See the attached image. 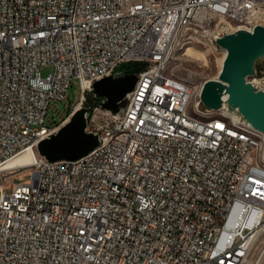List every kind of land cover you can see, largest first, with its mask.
<instances>
[{
  "label": "built area",
  "instance_id": "2783aa9c",
  "mask_svg": "<svg viewBox=\"0 0 264 264\" xmlns=\"http://www.w3.org/2000/svg\"><path fill=\"white\" fill-rule=\"evenodd\" d=\"M250 8H260L254 25ZM212 18L221 19L218 30H209ZM231 19L249 31L264 25V0H0V264H245L259 243L253 264H260L264 183L256 181L254 144L221 122L184 119L185 96L197 98V110L248 123L225 102L204 107L203 83L186 94L166 74L188 47L233 33ZM126 63L142 66L127 93L134 101L122 113L103 109L92 84ZM250 79L264 91V64ZM73 81L79 102L94 96L86 130L99 144L77 159L50 161L36 147L61 124L44 119ZM98 111L107 120L92 127ZM32 147L30 167H4ZM24 172L30 179L6 195L2 182ZM241 184L246 203L235 213L246 221L261 209V226L246 234L225 214ZM218 231L226 238L215 240Z\"/></svg>",
  "mask_w": 264,
  "mask_h": 264
},
{
  "label": "water",
  "instance_id": "95a60500",
  "mask_svg": "<svg viewBox=\"0 0 264 264\" xmlns=\"http://www.w3.org/2000/svg\"><path fill=\"white\" fill-rule=\"evenodd\" d=\"M215 44L225 50V56L217 78L203 82L201 104L218 109L225 102L229 111L237 110L246 123L264 132V91L255 90L247 81L255 76L257 61L264 58V25L257 24L251 31L238 29L226 33ZM121 66L92 84L99 97L98 105L114 113L124 111L125 96L137 80L136 74L125 73ZM92 108L81 106L73 110L56 131L38 142V155L50 161L73 160L95 148L99 144L98 133L86 130Z\"/></svg>",
  "mask_w": 264,
  "mask_h": 264
},
{
  "label": "bare ground",
  "instance_id": "6f19581e",
  "mask_svg": "<svg viewBox=\"0 0 264 264\" xmlns=\"http://www.w3.org/2000/svg\"><path fill=\"white\" fill-rule=\"evenodd\" d=\"M260 18V8H250L247 16V25H254ZM231 22L236 23L237 25L233 28V32L238 29H244L242 19H231ZM221 23L220 18H212L209 21V30H213L215 27H218V24ZM187 25H194V18H187ZM224 34H221V36ZM216 39H210V41L215 43ZM216 45V44H215ZM191 48V47H188ZM187 48V49H188ZM223 58L225 56V50H222ZM221 61V65H222ZM169 64V63H168ZM168 66V65H167ZM166 74L167 81L169 84H181L185 86L186 94H195L198 92V87L193 86L188 82L176 77L173 74ZM221 68V67H220ZM112 75V69H105L102 71V78ZM217 78V77H215ZM249 82L254 86L258 87V79H250ZM126 106H131V101H134V94H127ZM83 102L80 101L77 105L81 107ZM197 105V98L195 96H185L183 102V116L184 119H188L191 122H202L203 124H211L212 122H221L223 126H229L230 132H238L248 142H253V162L256 163L257 167L261 171L256 172V181L264 183V154L261 151H264V137L261 136L259 131H255L249 124H242L241 122H235V117L231 116L227 112L215 111L207 114V112L202 110H197L195 107ZM88 107V106H87ZM102 112V111H101ZM106 112V111H104ZM104 114V113H103ZM107 118H101L100 123ZM93 121V120H92ZM92 127H99V123L94 124ZM37 158L36 151L34 148H28L4 163V167H30V164ZM241 182H248V172H241ZM244 193H248V184H241L240 189H235L234 196L232 197L231 202L225 203V214H232V225L237 227V234H246L251 230V227L261 226V209H254L253 211H248V219L244 221V216H241V213H235L237 211L240 203H246V196ZM264 206V198H263ZM226 238V231L215 232V240H223ZM248 262V261H247Z\"/></svg>",
  "mask_w": 264,
  "mask_h": 264
},
{
  "label": "rangeland",
  "instance_id": "374dc122",
  "mask_svg": "<svg viewBox=\"0 0 264 264\" xmlns=\"http://www.w3.org/2000/svg\"><path fill=\"white\" fill-rule=\"evenodd\" d=\"M236 25V23L231 22V27H235ZM220 26L221 23L218 24V27ZM218 27H215L213 30H218ZM184 55L185 56H179L175 59H172L169 62L167 66V73H171L185 82L197 87L205 80L218 76V73L221 69L220 67L223 52L220 50L219 46L215 45L213 41H210V43L207 41L197 43L195 46L186 49ZM263 64L264 59L258 60L256 63V68L262 67ZM50 71L51 69L45 68L41 71V74L45 76ZM79 93L80 91L78 84L76 81H73L63 101H50L47 114L44 119V124L55 127L62 124L68 118L69 114L78 108L77 105L79 104ZM93 99L94 96L91 93L85 95V101H82V106L92 107L94 103ZM69 107L71 109L70 113L68 112ZM101 118H107V112L98 111L97 114H94L92 116V124H94V120L96 123H100ZM29 179L30 176L28 172H24L21 179H19L17 176H14L5 180L2 182V184L6 186L5 194L9 195L16 184L26 182ZM259 246L260 243L256 245L251 258L245 264H253L257 258L256 250ZM260 264H264V256Z\"/></svg>",
  "mask_w": 264,
  "mask_h": 264
},
{
  "label": "trees",
  "instance_id": "16d2710c",
  "mask_svg": "<svg viewBox=\"0 0 264 264\" xmlns=\"http://www.w3.org/2000/svg\"><path fill=\"white\" fill-rule=\"evenodd\" d=\"M122 69L124 70L125 73L128 74H136L141 68V64L139 63H126L122 64ZM71 109L70 107L68 108V112L70 113Z\"/></svg>",
  "mask_w": 264,
  "mask_h": 264
}]
</instances>
